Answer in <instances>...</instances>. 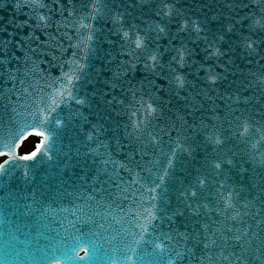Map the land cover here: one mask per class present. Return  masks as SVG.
Segmentation results:
<instances>
[{
    "label": "water",
    "instance_id": "water-1",
    "mask_svg": "<svg viewBox=\"0 0 264 264\" xmlns=\"http://www.w3.org/2000/svg\"><path fill=\"white\" fill-rule=\"evenodd\" d=\"M164 1L169 4L0 0V42H6V54L0 56V115L6 121L0 140L8 142L13 133L20 136L28 130L43 132L38 161L47 173L46 185L33 195L36 214L28 213L36 221L22 214L16 219L11 213L15 207L0 210V264H42L41 245L52 244L60 252L72 246L69 230L51 226V220L72 224V213H84L76 225L88 224L91 236L100 233L101 250L118 255L113 256L118 262L195 264L210 254L203 248L198 252L205 253L191 258L196 246L185 242L186 230L181 229L188 215L198 210L218 225L224 214L236 210H247L250 222L252 214L264 208L259 200L264 185V28L253 27L256 21L264 23V2ZM89 8L93 16L98 14L94 22L86 19ZM95 10L111 12L112 21ZM41 15L45 21L39 20ZM206 21L212 25L203 35ZM151 27L154 31H147ZM229 27L238 29L229 36ZM239 31L247 33V40ZM125 33L127 41L120 38ZM193 33L200 36L196 48L190 44ZM137 38L143 47L136 48ZM13 108L23 116L8 123ZM40 108L46 109L41 119L48 117L49 122L32 127L28 111ZM57 118L60 125L55 124ZM217 137L220 145L215 144ZM18 160L12 156L11 166ZM111 170L116 176L103 182ZM198 179L206 184L198 200H188L187 209L185 190L190 189L188 196L196 191ZM97 182L102 186L95 191ZM156 184L160 187L149 193ZM229 194L231 211L224 205ZM151 203L156 205V219L148 223L141 216L147 231L136 253L127 252L132 259L125 260L122 236L116 241L111 237L118 231H142L133 216ZM91 215L96 216L95 226ZM86 219L90 222L84 223ZM234 225L233 232L240 227ZM217 234L222 230L217 228ZM124 239L127 243L131 237ZM230 246L223 247L228 251ZM220 250L217 242L209 249L210 257Z\"/></svg>",
    "mask_w": 264,
    "mask_h": 264
},
{
    "label": "snow or ice",
    "instance_id": "snow-or-ice-1",
    "mask_svg": "<svg viewBox=\"0 0 264 264\" xmlns=\"http://www.w3.org/2000/svg\"><path fill=\"white\" fill-rule=\"evenodd\" d=\"M32 2L37 3L39 2V0H32ZM262 2H264V0H262ZM69 15H71V13H69ZM39 20L45 21L46 17L44 15H41L39 17ZM46 26L47 25L45 24V27ZM253 27L264 28V23H260V21H256ZM162 30L163 29H161V31ZM197 31H199L198 28H197ZM125 36H127V33H125ZM89 39H91V36H89ZM5 43L6 42H0V56L6 54V50L4 47ZM135 45H136V48H141L144 46L143 42L139 38H137V40L135 41ZM248 47L251 48L252 45L249 44ZM178 55L180 56V62L183 63L182 53H178ZM72 56L75 57L76 52H73ZM151 59L155 61L156 56L152 55ZM173 59L175 60L176 57H174ZM0 66H2V63H0ZM177 80L180 82V85L183 86V81L180 79V77H177ZM69 83H71V78H69ZM52 103L55 104V99H53ZM148 107L150 110L154 111V109L151 108V105H149ZM12 111L15 113V115L9 118V120L7 121L8 123H14L23 116V113L21 111H18L15 108H13ZM45 111H46L45 108H40L39 112H33L29 110L28 116H30L35 122L33 125H30V126L35 127L36 124H47L49 122L48 117H44L43 119H41V116H43V113ZM47 111H54V109H47ZM25 120H26V117H25ZM5 123L6 121L4 120L3 116L0 115V136H2L3 134ZM60 123L61 121L57 118L55 120V124L60 125ZM245 131H247L246 128H245ZM32 134L37 137L44 136V133L40 131H36ZM14 137H15V133H13L12 137L8 138V142H3L2 140H0V147L9 149L8 152H0V155H14L10 147V144H15ZM45 139H47V137H45ZM215 144L217 145L221 144V140L218 137L215 139ZM41 147H42V144L38 143L35 146L34 151H32L30 154H25V155L20 156L19 159L24 160V161L33 160V158L36 157L38 153H40ZM9 163H10L9 160H4L3 163H0V174H2L6 170L5 166L8 165ZM168 163L169 165H171L172 163L171 159H169ZM261 163L264 164V161H261ZM221 166H222V162L216 163L214 167L215 169H220ZM165 174H167V169H165ZM160 179L161 181H163L164 177L161 176ZM136 182H137L136 179L132 178L131 183L135 185ZM196 184L199 187L197 188L196 191H191L190 196L187 195L190 189L185 190V199L183 203L185 204V207L187 209H191V205L188 204L189 199L198 200L199 193L203 190L206 184V180L198 179L196 181ZM159 187L160 185L156 184L155 187H152L148 189L147 191L149 193H154L156 189ZM261 189L262 190L259 196V200L264 201V185L261 186ZM137 191H140V190L137 189ZM232 196L233 194H229V197L227 199H224V205L227 211L233 210V204L231 203ZM133 199L135 201L134 196H133ZM150 200L155 201L156 196L150 195ZM248 207L249 206L247 204L244 205L245 209H248ZM153 209H156L155 203H151L149 207L144 208L143 213L137 212L133 216V220L136 221L135 226L138 228H141L142 231L136 232L132 230H124L122 233L118 231L116 235H113L111 237L112 241H116L118 235L122 236L120 240V244H121V250L124 251V253H126L124 257L125 260L132 259L131 256L127 255V252L136 253L135 246L141 244V241L144 238V234L147 231L146 224L139 222L141 216H143L144 220L147 221L148 223L156 219V215L154 214ZM72 215L75 217V219L72 222V227H75L77 223L83 220L84 213H81L80 215H77L76 213H72ZM248 215H249V212L247 210L244 213H241L239 210H236L235 215H233L231 219L239 223L240 227L237 228L236 231L234 232L232 231L231 228H227V229L222 230L221 235H218L216 232H212L211 236L207 234L204 235L203 247L205 249H211L213 248V246L217 245V238H218L220 241L221 250L219 251V255H217L215 258L210 257V256L204 257L203 260L201 261V264H204V261H206L207 264H217V262H219V264H264V208H261L260 211L253 213L251 216L250 222L246 219ZM83 222L88 223L90 221L84 220ZM117 222L119 223V221ZM101 227L103 226L101 225ZM131 228H132V224L130 222L129 229ZM207 232H210V228H207L205 230V233ZM126 237H131V239L128 240L127 243H125V239H124ZM137 237H139V239H137ZM229 242L232 245L236 246L235 251H226V249L223 247L224 245H227ZM155 247L159 248L160 245L156 244ZM65 255H66V258L72 259V257L68 255L67 253H65ZM180 255L181 254L179 252L176 253L177 257H179ZM79 259L83 261L85 257L81 256L79 257Z\"/></svg>",
    "mask_w": 264,
    "mask_h": 264
},
{
    "label": "rangeland",
    "instance_id": "rangeland-1",
    "mask_svg": "<svg viewBox=\"0 0 264 264\" xmlns=\"http://www.w3.org/2000/svg\"><path fill=\"white\" fill-rule=\"evenodd\" d=\"M34 138L33 139H29L24 145H23V149L22 150H27V149H29L31 146H32V144L34 143ZM21 150V151H22Z\"/></svg>",
    "mask_w": 264,
    "mask_h": 264
},
{
    "label": "bare ground",
    "instance_id": "bare-ground-1",
    "mask_svg": "<svg viewBox=\"0 0 264 264\" xmlns=\"http://www.w3.org/2000/svg\"><path fill=\"white\" fill-rule=\"evenodd\" d=\"M34 139H35V138H34ZM24 144H25V143H24ZM24 144H23V145H24ZM23 145H22V146H23ZM34 145H35V143H34ZM16 156H17V157H20V155H16Z\"/></svg>",
    "mask_w": 264,
    "mask_h": 264
}]
</instances>
